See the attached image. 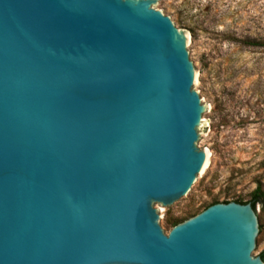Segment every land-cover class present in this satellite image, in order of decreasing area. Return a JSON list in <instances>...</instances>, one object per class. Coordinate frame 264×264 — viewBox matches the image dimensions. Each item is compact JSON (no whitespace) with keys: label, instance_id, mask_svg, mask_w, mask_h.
Instances as JSON below:
<instances>
[{"label":"water","instance_id":"95a60500","mask_svg":"<svg viewBox=\"0 0 264 264\" xmlns=\"http://www.w3.org/2000/svg\"><path fill=\"white\" fill-rule=\"evenodd\" d=\"M161 0H0V264H264L252 203L167 234L209 166L190 36Z\"/></svg>","mask_w":264,"mask_h":264},{"label":"rangeland","instance_id":"374dc122","mask_svg":"<svg viewBox=\"0 0 264 264\" xmlns=\"http://www.w3.org/2000/svg\"><path fill=\"white\" fill-rule=\"evenodd\" d=\"M161 2L160 10L190 36L195 88L210 122L201 147L210 164L194 198H185L175 212L158 206L168 234L175 221L201 213L215 199L248 201L257 187L264 189V0ZM257 214L261 254L264 203Z\"/></svg>","mask_w":264,"mask_h":264},{"label":"trees","instance_id":"16d2710c","mask_svg":"<svg viewBox=\"0 0 264 264\" xmlns=\"http://www.w3.org/2000/svg\"><path fill=\"white\" fill-rule=\"evenodd\" d=\"M252 44H259V43H252ZM250 200L248 201H243V200H236L237 202L239 203H252L254 209L256 210L257 212V206L260 204V203H264V189L259 186L257 187L253 193L251 194L250 196ZM228 202H231L230 200H226V201H223V203H228ZM216 203H220V201L218 199H215L214 201H212V203H210L209 205H207V207L205 208H208L209 206L213 205V204H216ZM183 222V220H177L174 222V225H177L179 223ZM262 256V258L264 259V251L260 254Z\"/></svg>","mask_w":264,"mask_h":264},{"label":"bare ground","instance_id":"6f19581e","mask_svg":"<svg viewBox=\"0 0 264 264\" xmlns=\"http://www.w3.org/2000/svg\"><path fill=\"white\" fill-rule=\"evenodd\" d=\"M207 157H208V152H207ZM208 159V158H207ZM209 161V160H208Z\"/></svg>","mask_w":264,"mask_h":264}]
</instances>
